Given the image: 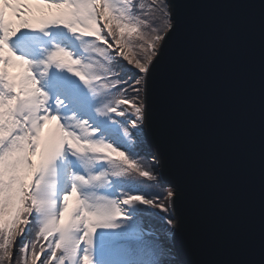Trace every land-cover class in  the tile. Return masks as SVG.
Returning a JSON list of instances; mask_svg holds the SVG:
<instances>
[{"label": "snow or ice", "instance_id": "1", "mask_svg": "<svg viewBox=\"0 0 264 264\" xmlns=\"http://www.w3.org/2000/svg\"><path fill=\"white\" fill-rule=\"evenodd\" d=\"M174 11L0 0V264H178V186L144 139Z\"/></svg>", "mask_w": 264, "mask_h": 264}, {"label": "water", "instance_id": "2", "mask_svg": "<svg viewBox=\"0 0 264 264\" xmlns=\"http://www.w3.org/2000/svg\"><path fill=\"white\" fill-rule=\"evenodd\" d=\"M146 143L178 186L181 264H264V0H169Z\"/></svg>", "mask_w": 264, "mask_h": 264}, {"label": "rangeland", "instance_id": "3", "mask_svg": "<svg viewBox=\"0 0 264 264\" xmlns=\"http://www.w3.org/2000/svg\"><path fill=\"white\" fill-rule=\"evenodd\" d=\"M166 186H168V185H166ZM157 211H158V210H157ZM33 237H34V235H33ZM176 258H177V257H176ZM177 261H178V264H181L180 261H179L178 259H177Z\"/></svg>", "mask_w": 264, "mask_h": 264}, {"label": "trees", "instance_id": "4", "mask_svg": "<svg viewBox=\"0 0 264 264\" xmlns=\"http://www.w3.org/2000/svg\"><path fill=\"white\" fill-rule=\"evenodd\" d=\"M126 63V62H125ZM33 235H34V232H33Z\"/></svg>", "mask_w": 264, "mask_h": 264}]
</instances>
